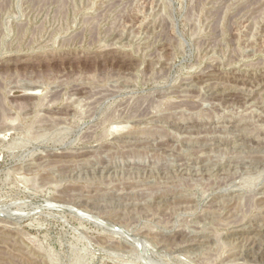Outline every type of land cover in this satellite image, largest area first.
Segmentation results:
<instances>
[{
	"label": "rangeland",
	"instance_id": "374dc122",
	"mask_svg": "<svg viewBox=\"0 0 264 264\" xmlns=\"http://www.w3.org/2000/svg\"><path fill=\"white\" fill-rule=\"evenodd\" d=\"M0 264H264V0H0Z\"/></svg>",
	"mask_w": 264,
	"mask_h": 264
},
{
	"label": "bare ground",
	"instance_id": "6f19581e",
	"mask_svg": "<svg viewBox=\"0 0 264 264\" xmlns=\"http://www.w3.org/2000/svg\"><path fill=\"white\" fill-rule=\"evenodd\" d=\"M34 89V88H33ZM31 94H35V93H33V92H31ZM34 96V95H33Z\"/></svg>",
	"mask_w": 264,
	"mask_h": 264
}]
</instances>
